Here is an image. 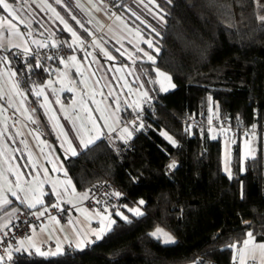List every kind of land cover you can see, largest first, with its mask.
Segmentation results:
<instances>
[{
    "label": "trees",
    "instance_id": "16d2710c",
    "mask_svg": "<svg viewBox=\"0 0 264 264\" xmlns=\"http://www.w3.org/2000/svg\"><path fill=\"white\" fill-rule=\"evenodd\" d=\"M118 1L119 9L140 8L137 0ZM153 1L160 17L147 20L159 51L155 63L137 64L151 87L154 111L132 126L127 142L102 137L88 156L63 160L79 191L107 180L121 193L110 206L116 223L85 248L55 257L17 251L10 264H230L235 249L226 245L240 247L247 231L255 240H264V30L258 19L264 11L253 0H216L212 9L204 6L205 0ZM74 25L86 37L84 29ZM56 35L69 45V33L59 28ZM28 64L39 85L46 67L35 59ZM16 67L20 73L24 65ZM154 68L169 74L175 87L162 91ZM209 114L232 123L231 180L223 170L221 135L212 137L209 130L198 131L181 121ZM251 124L259 127L255 159L244 161L246 137L240 132ZM173 160L175 169H168ZM136 205L143 215L130 211ZM156 227L170 232L176 242L166 245L151 235Z\"/></svg>",
    "mask_w": 264,
    "mask_h": 264
},
{
    "label": "crops",
    "instance_id": "0c3cea01",
    "mask_svg": "<svg viewBox=\"0 0 264 264\" xmlns=\"http://www.w3.org/2000/svg\"><path fill=\"white\" fill-rule=\"evenodd\" d=\"M9 1L15 9L14 16L0 5V37L5 49L16 48L13 45L24 50L55 44L62 41L56 35L59 28L69 33L70 46L86 44L88 49L82 56L72 52L55 62L36 88L18 82L19 71L9 66V57L0 68V112L4 115H0V234L10 227L11 217L18 210L28 209L41 215L46 200L60 199L74 205L68 219L61 222L55 217L46 218L8 252L14 256L17 248L23 252L36 250L47 241L53 242L50 251H55L57 246L63 249L65 243L81 249L77 244L86 235L89 239L95 238L92 231L100 230L102 220L108 225L113 216L108 206L100 211L78 202L85 195V189L79 191L65 171L63 160L71 156L65 152V135L73 147L79 144L81 136H94L97 131L100 138L125 142L120 139L121 135L126 136L122 130L127 127L132 132L133 126L126 120L127 109L139 111L152 98L151 87L137 61L149 60L148 56L155 59V33L147 18L160 17V13L150 3L153 0H137L139 10L124 7L117 12H111L104 0ZM57 13L64 23L57 18ZM7 21L15 24L19 35L9 34ZM65 23L76 37L65 28ZM74 23L84 29L86 37L76 31ZM146 41H151L153 47ZM154 70L158 82L160 69ZM171 84L174 85L173 81ZM38 92L41 94L37 95ZM4 96L19 115L16 122L1 102ZM212 131L221 135L222 158L226 161L230 154L229 139L219 129ZM9 178L11 185L7 182ZM47 193L50 194L46 196ZM4 199L9 203L4 204ZM29 204L35 206L29 207ZM234 256L238 261L236 249Z\"/></svg>",
    "mask_w": 264,
    "mask_h": 264
},
{
    "label": "built area",
    "instance_id": "2783aa9c",
    "mask_svg": "<svg viewBox=\"0 0 264 264\" xmlns=\"http://www.w3.org/2000/svg\"><path fill=\"white\" fill-rule=\"evenodd\" d=\"M104 2L111 12H117L120 10V3L118 0H104ZM87 49L88 46L86 44H83L82 46H69L64 41L56 42L55 47H53V44H50L46 47L39 46L30 48L31 51L29 53H25L24 50L18 47L10 50L0 47V68L4 62L2 59L3 57H9L11 59L9 66L12 68H15L18 63L23 64L24 68L18 74L17 80L20 83H25L36 88L38 87V80L33 73V69L28 64L30 59L39 60L44 64L46 69H50L55 62L67 58L70 53L73 52L78 56H82ZM1 102L5 105L11 120L16 122L19 119V115L9 106L8 98L5 96L2 97ZM154 109V104L150 100L139 111L128 109L126 111V118L129 123L135 125L141 121L143 116L152 113ZM181 121L189 128H196L198 131H202L203 129L209 131L219 129L220 131H230V133H233L232 123L229 120L220 118L214 114H209L206 119L193 116L182 118ZM258 131L259 127L251 124L243 127L240 133L247 138L253 136ZM262 131L264 133V126ZM84 191L85 195L80 196L78 202L86 205L89 209L102 211L104 206L110 207L117 203L120 198L119 196L114 195L116 191L107 180H100L91 183ZM73 210V204L66 203L59 199L47 204L42 215H36L28 209H21L15 212L11 217L10 227L0 234V257H3L2 261H5L7 264L12 263L13 256L11 259H8L7 256L9 249L12 248L16 242L30 236L35 227H37L41 221L48 217H55L61 222L66 221ZM91 240H95V238H91ZM51 246H53V242L47 241L41 243L39 249L41 252H47L50 251ZM63 250H73V246L69 243H65ZM26 253L39 254L36 250L32 249L26 251ZM204 263L214 264V262L209 260H204ZM230 264H233V262ZM247 264H251V262H248Z\"/></svg>",
    "mask_w": 264,
    "mask_h": 264
},
{
    "label": "snow or ice",
    "instance_id": "6c2138e0",
    "mask_svg": "<svg viewBox=\"0 0 264 264\" xmlns=\"http://www.w3.org/2000/svg\"><path fill=\"white\" fill-rule=\"evenodd\" d=\"M57 3H60L61 0H56ZM169 3H171V0H168ZM239 2V0H238ZM254 4L256 6H258L262 11H264V3H261L260 0H253ZM0 5H2L3 9L5 11H7L10 15H15V9L13 8L12 5H10L9 3L6 2V0H0ZM205 7L212 9L214 7L217 6L216 4V0H205ZM241 7H243V5L241 4ZM57 18L61 20L62 23H64L63 18L59 16V14L57 13ZM73 19H75V17H73ZM137 19H139V17H137ZM162 19V17H161ZM259 21L261 22V29L264 30V14H261L258 16ZM6 28L9 31L10 35H19V33L16 31V26L15 24H12L11 21H7L6 23ZM65 28L72 32L73 37H76V33L74 31H72L71 28L68 27L67 23H65ZM157 35H159V33H157ZM78 39V37H77ZM10 42V41H9ZM146 43H148L149 47H153V44L151 41H146ZM3 42H2V37H0V47H3ZM44 47H46L47 45H42ZM13 47H19L18 45H13ZM53 47H55V44H53ZM31 50L27 47L24 48V52L25 53H29ZM156 51L158 52L159 49L157 48ZM147 55V54H146ZM4 62L8 61V57H3L2 58ZM74 59V58H73ZM109 59H111V57H109ZM149 60H152L153 63H155V59L152 56H148ZM37 66H39L37 64ZM12 75H15V73H12ZM157 75L159 77H163L164 80L169 82V86L170 87H175V85L171 84V77L167 76L164 72H160L159 70H157ZM13 87H17V85H13ZM161 90L162 91H167L168 88L163 86V83L161 84ZM41 93H37V95H40ZM145 95H147L145 93ZM29 119H31V117H29ZM95 127V125H94ZM140 127H143V125L141 124ZM254 127V126H253ZM188 129H186L187 131ZM123 133L126 134L125 135H121L120 139L125 140V142H127V140H130L132 138V132L128 130L127 127H125L123 130ZM162 135L165 136V138L173 145L176 146L177 145V141L175 139H173L172 136H169L166 132L161 133ZM100 133L99 131H97V134L92 136V135H88V136H81L80 140H79V144L76 145V147H73V144L71 141L67 140V136L65 135V141L67 143V148L65 149L66 153H70L71 156H78V155H83V156H88L92 151H94V148L91 147L93 145L96 144V141L98 139H100ZM78 149H80V151L78 152ZM249 159H255V149L252 147L251 143L249 141H245V151H244V157L243 160L247 161ZM168 169H175L176 167V162L173 160L171 163H169V165L167 166ZM224 172L227 174V177L229 180L233 179V173H232V169H231V161L230 158H226L225 161V166H224ZM242 170H246L243 169ZM70 183V181H69ZM16 187H20L19 183H17ZM14 196L17 195V193L13 192L12 193ZM114 195L116 196H120L121 193L116 192L114 193ZM241 199L245 198V194L243 191V186L241 187V193H240ZM19 199V197H17ZM23 203V200L21 201ZM41 202L42 201H38ZM4 204H8L9 201L7 199L3 200ZM144 201L140 200L139 204H143ZM29 207H34V204H29ZM130 211H133L135 215L137 216H141L143 215V213L139 210V208H135V209H130ZM43 213H41L42 215ZM117 215H121L123 219L127 220V217L123 216L121 213H117ZM108 219V218H105ZM102 223V227L100 228L99 231L93 230L91 235L95 237V240H91L88 238V236L86 235L84 237V239L81 241V243L77 244V248H81L82 246H86L87 244H91V243H95V241H99L103 238V236L105 235L106 232L111 231L112 225L115 224L116 222L114 220H110L108 225H104L103 224V220L101 221ZM244 223H249L248 221H245ZM151 235H153L154 237H156L158 240L162 239V242L164 244H174L175 238L173 235H171L168 232H165L162 228H157L153 233H151ZM247 238L244 239L242 241V246L238 247L237 244L233 243L230 245H226L227 248H232V249H236L239 259L237 261V257H233V264H247V262H251V264H264V242L262 243H256L255 242V237L253 236V232L252 231H247L246 233ZM251 245V246H250ZM16 251H20L19 248L16 249ZM36 251L42 255V256H57V255H62L63 254V249L60 246H57L55 251H47V252H41L39 248L36 249ZM8 259L12 258L11 252L7 253ZM3 260V257H0V261Z\"/></svg>",
    "mask_w": 264,
    "mask_h": 264
},
{
    "label": "rangeland",
    "instance_id": "374dc122",
    "mask_svg": "<svg viewBox=\"0 0 264 264\" xmlns=\"http://www.w3.org/2000/svg\"><path fill=\"white\" fill-rule=\"evenodd\" d=\"M7 3H9L10 5L12 4V2L11 1H9V0H7L6 1ZM160 71V70H159ZM161 72V71H160ZM162 72H164V71H162ZM167 76L169 75V74H167L166 72H164ZM159 79H158V82H160V84H162L163 83V86L164 87H166V88H168V90H169V88H170V86L168 85V83L169 82H167L166 80H164L163 79V77H158ZM172 81V80H171ZM0 115H2V116H4L1 112H0ZM126 120H127V118H126ZM131 124V123H130ZM209 132H211L212 133V137H216V133H215V131H212V130H210ZM230 136H232V133H230V131H223V137L224 138H228V139H230ZM249 141L250 143H251V145H252V147L255 149V147H256V140H257V135H253V136H251V137H247V138H244L243 139V141H242V157H244V151H245V141ZM229 143H230V140H229ZM228 158V157H227ZM222 161L224 162L223 164H224V166H225V161L223 160V158H222ZM7 182H8V184L9 185H11V183H12V180L9 178V180H7ZM135 208H139V210L142 212V209L140 208V206L139 205H136V206H134V207H132V208H130V209H135ZM132 213H134L133 211H132ZM158 227H156V228H154L151 232L153 233L156 229H157ZM159 228H162V227H159ZM165 232H168L167 230H165L164 228H162ZM168 233H170V232H168ZM171 234V233H170ZM172 235V234H171ZM162 240V239H161ZM250 262V261H249Z\"/></svg>",
    "mask_w": 264,
    "mask_h": 264
},
{
    "label": "water",
    "instance_id": "95a60500",
    "mask_svg": "<svg viewBox=\"0 0 264 264\" xmlns=\"http://www.w3.org/2000/svg\"><path fill=\"white\" fill-rule=\"evenodd\" d=\"M171 162H172V161H171ZM171 162H170V163H171Z\"/></svg>",
    "mask_w": 264,
    "mask_h": 264
}]
</instances>
